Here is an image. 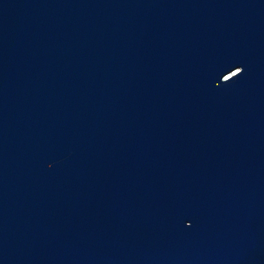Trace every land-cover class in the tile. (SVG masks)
<instances>
[{"label":"water","instance_id":"obj_1","mask_svg":"<svg viewBox=\"0 0 264 264\" xmlns=\"http://www.w3.org/2000/svg\"><path fill=\"white\" fill-rule=\"evenodd\" d=\"M0 264H264V0H0Z\"/></svg>","mask_w":264,"mask_h":264}]
</instances>
